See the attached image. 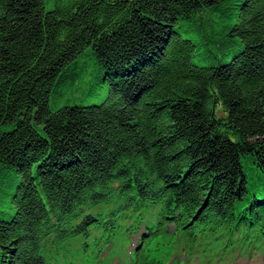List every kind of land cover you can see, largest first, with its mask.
I'll return each instance as SVG.
<instances>
[{"label":"trees","instance_id":"16d2710c","mask_svg":"<svg viewBox=\"0 0 264 264\" xmlns=\"http://www.w3.org/2000/svg\"><path fill=\"white\" fill-rule=\"evenodd\" d=\"M263 249L264 0H0V264Z\"/></svg>","mask_w":264,"mask_h":264},{"label":"rangeland","instance_id":"374dc122","mask_svg":"<svg viewBox=\"0 0 264 264\" xmlns=\"http://www.w3.org/2000/svg\"><path fill=\"white\" fill-rule=\"evenodd\" d=\"M96 86H101V85H96ZM94 89L89 90V95L85 96L82 92V94H80V97L85 96V103L86 104H90V103H99L101 102L107 95V90L106 88H99V87H95L93 86ZM84 88H86L85 90L88 91L87 89H91L92 86H90L89 88L87 86H85ZM84 90V89H83ZM73 95H77V93H74ZM72 96V94H71ZM212 110L216 113L217 116H222L224 113V110L221 108V106L218 103H215L212 106ZM255 175L253 174L252 177H254ZM136 243L134 241L131 240V242H129L127 244V250L128 251H132L135 247ZM76 246V245H74ZM51 255H54L53 253ZM161 256L163 257L164 262H167L168 260V256L169 254H165V252H163L161 254ZM198 259L194 262V264H204L203 263V259L200 258V256L198 255ZM231 264H264V249L261 252H254L253 256L251 258H233L231 261ZM110 264H122L119 262L118 259H113Z\"/></svg>","mask_w":264,"mask_h":264}]
</instances>
